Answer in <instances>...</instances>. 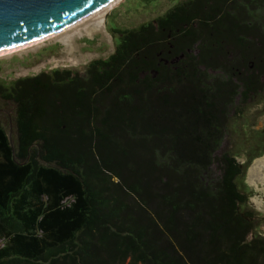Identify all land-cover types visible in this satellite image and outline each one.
<instances>
[{"label":"trees","instance_id":"16d2710c","mask_svg":"<svg viewBox=\"0 0 264 264\" xmlns=\"http://www.w3.org/2000/svg\"><path fill=\"white\" fill-rule=\"evenodd\" d=\"M83 72L0 77V264H264L246 167L264 0H184Z\"/></svg>","mask_w":264,"mask_h":264},{"label":"rangeland","instance_id":"374dc122","mask_svg":"<svg viewBox=\"0 0 264 264\" xmlns=\"http://www.w3.org/2000/svg\"><path fill=\"white\" fill-rule=\"evenodd\" d=\"M182 1L184 0H123L105 15V27L111 38L103 33H97L94 38L83 36L77 39L79 51L76 52L77 55L87 56L80 58L79 63H72L67 59V53L61 42L48 38L41 42L36 50L30 47L11 54H0V77L12 80L57 67L74 68L83 72L92 59L106 57L115 51L120 34L115 28L124 29L152 21ZM88 53L94 55L89 56ZM5 110L0 109V119L12 132V122ZM234 131L229 135V139L226 138L222 143L219 153L224 150H234L237 160L246 167L242 178L243 184L250 194L249 204L259 212L257 232L264 236V195L256 192L247 178L253 160L264 152V99L252 104L246 110ZM3 243V240L0 241V244Z\"/></svg>","mask_w":264,"mask_h":264},{"label":"water","instance_id":"95a60500","mask_svg":"<svg viewBox=\"0 0 264 264\" xmlns=\"http://www.w3.org/2000/svg\"><path fill=\"white\" fill-rule=\"evenodd\" d=\"M110 0H0V51L41 38Z\"/></svg>","mask_w":264,"mask_h":264},{"label":"bare ground","instance_id":"6f19581e","mask_svg":"<svg viewBox=\"0 0 264 264\" xmlns=\"http://www.w3.org/2000/svg\"><path fill=\"white\" fill-rule=\"evenodd\" d=\"M122 1L123 0H110L85 17L69 24L62 29H59L41 38L32 40L31 42H26L1 50L0 54H11L14 51L24 50L30 47L35 49L36 47H39V44L45 39L53 38L62 43L69 61L72 63H79L80 58H85L87 56L85 54H80L81 56L77 55V39L83 36L94 38L97 33H103L110 37V34L105 27V15L108 10L113 9ZM88 55L93 56L94 54L88 53ZM247 178L249 183L254 186L256 192H261L264 195V152L261 155L255 157L253 160L248 169Z\"/></svg>","mask_w":264,"mask_h":264}]
</instances>
